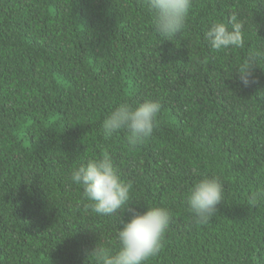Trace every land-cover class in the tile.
I'll return each mask as SVG.
<instances>
[{
	"label": "trees",
	"instance_id": "1",
	"mask_svg": "<svg viewBox=\"0 0 264 264\" xmlns=\"http://www.w3.org/2000/svg\"><path fill=\"white\" fill-rule=\"evenodd\" d=\"M243 23V47L214 50L213 22ZM264 0H193L185 28L165 40L143 0H0V264H98L95 246L147 206L168 210L146 264H264ZM162 105L153 134L130 150L102 134L120 103ZM109 155L129 206L85 207L71 170ZM215 177L222 201L203 224L188 190Z\"/></svg>",
	"mask_w": 264,
	"mask_h": 264
},
{
	"label": "clouds",
	"instance_id": "2",
	"mask_svg": "<svg viewBox=\"0 0 264 264\" xmlns=\"http://www.w3.org/2000/svg\"><path fill=\"white\" fill-rule=\"evenodd\" d=\"M143 4L152 15L154 31L169 40L185 28L193 0H143ZM242 37L243 23L235 14L229 24L213 22L205 34L208 44L217 51L243 47ZM261 63H264V49L250 51L237 71L244 85L253 75V64L260 66ZM161 108V103L155 100H145L135 107L120 103L104 118L102 134L107 139L124 130L129 149L135 150L153 134ZM70 179L82 187L83 197L89 201L85 207L98 215L110 216L130 204L132 185L120 179L117 167L107 154L73 168ZM222 192V185L215 177L201 179L188 190L187 204L196 223L203 224L212 218L222 201ZM258 199H264V189L251 198V203L255 205ZM121 223L123 227L116 233L119 241L117 251L113 253L97 246L92 250L91 255L96 257L98 264H146L160 251L170 214L165 208L147 206L142 214H134L129 221Z\"/></svg>",
	"mask_w": 264,
	"mask_h": 264
}]
</instances>
